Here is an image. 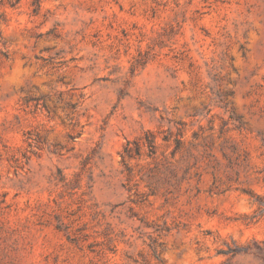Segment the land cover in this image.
Masks as SVG:
<instances>
[{"label":"rangeland","instance_id":"obj_1","mask_svg":"<svg viewBox=\"0 0 264 264\" xmlns=\"http://www.w3.org/2000/svg\"><path fill=\"white\" fill-rule=\"evenodd\" d=\"M0 264H264V0H0Z\"/></svg>","mask_w":264,"mask_h":264}]
</instances>
